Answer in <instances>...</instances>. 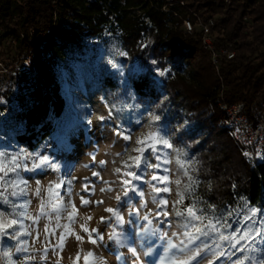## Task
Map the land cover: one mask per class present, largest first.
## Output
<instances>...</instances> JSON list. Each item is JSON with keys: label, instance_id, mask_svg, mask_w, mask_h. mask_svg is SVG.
Returning a JSON list of instances; mask_svg holds the SVG:
<instances>
[{"label": "rangeland", "instance_id": "rangeland-1", "mask_svg": "<svg viewBox=\"0 0 264 264\" xmlns=\"http://www.w3.org/2000/svg\"><path fill=\"white\" fill-rule=\"evenodd\" d=\"M180 28L183 30V26ZM209 38L213 43L210 35ZM83 44L82 52L59 60L67 112L57 119L55 131L35 149L17 143L13 131L4 130L15 107L16 77L8 72L0 56V153L4 154L0 158V176L4 177L0 192L5 194L0 197V249L13 253L11 264H138L136 256L148 264H160L161 258L165 264L186 260L187 256H180L179 252L173 256L172 250L166 248L169 237L179 243L188 239L183 233L195 232L194 228L183 227L189 218V207L195 215L202 214L197 209L195 180L190 173L194 157L189 143L177 138L179 129L189 126L190 121L182 110L164 101L167 96L157 103L141 102L132 87V81L149 66L156 85L162 82V69L150 50L153 34L148 32L143 44L146 51L141 56L131 57L119 32L112 28L100 36L85 38ZM156 116L159 121L154 119ZM161 133L172 148L160 143ZM125 136L129 139L125 140ZM152 148L159 150L160 160L150 156ZM37 154L57 167L45 164L34 168V164H39ZM145 156H149L147 165ZM136 157L141 158L139 166ZM13 163L24 166L18 175L7 171ZM129 171L141 179L128 176ZM154 175L156 180H152ZM20 188L24 189L22 198L10 195ZM5 200L6 205L2 203ZM20 205L24 206L23 215H19ZM109 208L114 211H107ZM229 212L233 215L229 216ZM117 213L123 221L120 224L116 223ZM203 215L215 224L212 212L205 211ZM219 217L227 221L230 218L233 228L247 223L230 208ZM207 223L208 220L196 222L200 227ZM232 230L219 228L224 235ZM113 232L125 247L121 248L116 239H109ZM243 234L238 233L230 242L219 241L215 236L207 242L223 245L220 252L231 254L229 243L237 244ZM251 239L255 237L239 241V250L245 249ZM256 243L264 247L259 239ZM16 245L27 252L17 254ZM148 247L154 251L143 257L142 252ZM130 248L137 249L135 256ZM90 252L92 255L88 256ZM217 259L219 264H225L227 257L209 254L199 264H215ZM0 264H5L2 258Z\"/></svg>", "mask_w": 264, "mask_h": 264}, {"label": "trees", "instance_id": "trees-1", "mask_svg": "<svg viewBox=\"0 0 264 264\" xmlns=\"http://www.w3.org/2000/svg\"><path fill=\"white\" fill-rule=\"evenodd\" d=\"M165 0H0V56L15 75L14 111L5 131L16 142L35 149L56 129L67 112L59 60L82 52L84 39L107 28L120 34L132 56H141L149 31L152 55L162 69L156 85L152 67L132 81L138 100L157 103L167 96L190 121L177 138L189 143L194 157L190 173L201 212L213 217L230 208L241 213L246 200L264 207V160L250 159L219 125L229 104L242 102L250 123L264 120V0H187L185 6ZM165 6V8H163ZM196 16L208 23L216 51H234L230 59L203 47ZM183 18L193 30H182ZM8 60V61H7ZM19 63V64H18ZM111 78L107 80L108 83ZM206 209V210H205ZM211 214V213H210ZM228 222L232 225V220Z\"/></svg>", "mask_w": 264, "mask_h": 264}, {"label": "snow or ice", "instance_id": "snow-or-ice-1", "mask_svg": "<svg viewBox=\"0 0 264 264\" xmlns=\"http://www.w3.org/2000/svg\"><path fill=\"white\" fill-rule=\"evenodd\" d=\"M155 120L159 121L160 117L156 116L154 117ZM125 140L129 139L128 136L124 137ZM160 143L164 146H167L168 148H172V144L169 142L168 139L164 138V134H160ZM158 149L152 148L150 149V156L154 157L156 160H160L161 157L158 154ZM4 156L3 153H0V158ZM36 159L39 160V164H34V168H39L41 165L47 164L49 168H56L57 165L54 163H51L47 157L41 156L39 154L36 155ZM16 158L13 157V161H15ZM140 157L135 158V163L137 166L140 164ZM149 156L144 157V163L145 165L148 164ZM21 167H24L18 163H13L10 168H8V172H16V174H19V169ZM153 167L159 168L160 165H153ZM0 171H3V167L0 166ZM119 171V169H117ZM7 173H5L6 175ZM128 176L134 177L136 180H140L141 177L137 175L135 172L129 171ZM4 177L0 176V180H3ZM157 177L154 175L152 176V180H156ZM9 184H12V181L8 182ZM21 183L23 184L24 181L21 180ZM126 184L131 183L130 181H125ZM179 183V181H177ZM13 187H17L16 185H13ZM59 187V185H57ZM187 187V186H186ZM156 191H160L159 188L156 189ZM165 192L168 191L167 188L164 189ZM24 193V189L20 188L18 191H12L10 193L11 196H15L18 198H22V195ZM5 194L3 192H0V197H3ZM125 195H127V192H125ZM119 200L120 197H117ZM5 205L8 203L7 200L3 201ZM16 207V205H13ZM21 208V213L19 215H23V205L19 206ZM206 210V209H205ZM107 211L113 212L114 210L109 208ZM189 218L186 219L185 224L183 227L185 229L188 228H194V233H188L185 232L183 235L187 236V241L181 240L179 243L173 242L172 238H168L167 243V250H172V255L175 256L177 252H179L180 256H187L188 259L186 260H176L175 264H189V261L194 260L196 264H199L200 259H206L207 255L211 254L214 257L224 258L227 257L225 264H264V247H261L260 244L256 243V240L259 239L261 241V244H264V207L257 208V207H251L249 206L248 202L245 200L242 205V211L240 215L243 217V220L246 221L242 228H233V225L227 221L224 217H217L215 224L206 216L203 215V212L201 215H195L193 212V208L189 207L187 209ZM179 215V213H178ZM229 216L233 215V212L228 213ZM203 220H208V223L204 225L203 227L197 226L196 222ZM122 219L119 216V213H117L116 223L120 224L122 223ZM237 223H240L238 220ZM22 226V225H21ZM219 226V227H217ZM231 228L233 229L232 232L229 235H224L219 232V228ZM141 231H144V227L142 226ZM196 233H199V235H196ZM238 233H244L243 235H240L237 241V244H231L229 243V247L232 249V253L229 254L228 252H220V247L223 245H217L213 243L212 245L208 244V240L213 239V237H217L219 241L224 242H230L233 240V238L237 237ZM167 235V234H165ZM173 236H176L177 233H173ZM206 238V239H202ZM252 237H255V239H251V242L248 244V246L243 249L239 250L238 243L239 241L248 240ZM109 239H116L117 243L121 248L125 247V243L123 240L119 239L116 236V233L113 232L112 235L109 237ZM126 240V237L124 238ZM203 245V247H201ZM15 251L17 254L27 252L26 248H23L19 245L14 246ZM215 249V251H213ZM154 249L152 247H148L147 250L142 252L143 257H149L150 254H152ZM129 252L132 253L134 256L136 255L137 249L136 248H130ZM239 252V255L237 256L236 253ZM191 254V255H189ZM92 253H88V256H91ZM13 253L8 250L0 249V258H2L5 261V264H11L12 262ZM240 257H243L241 259ZM19 256H17V259ZM87 258V257H86ZM136 260L138 261V264H148V262L141 260L139 256H136ZM154 264V262H153ZM160 264H165V261L163 258L160 259ZM211 264V262H210ZM215 264H219V260L217 259L215 261Z\"/></svg>", "mask_w": 264, "mask_h": 264}, {"label": "built area", "instance_id": "built-area-1", "mask_svg": "<svg viewBox=\"0 0 264 264\" xmlns=\"http://www.w3.org/2000/svg\"><path fill=\"white\" fill-rule=\"evenodd\" d=\"M165 1L167 4L178 3L181 6H185L187 3V0ZM208 23H212V19H209L205 23L196 16L195 24L201 32L204 48L210 51L212 61L215 67L218 68L217 57L219 55H226L230 59L234 56V51L228 48H223L220 51L214 49L213 43L209 38ZM182 26L185 31L191 32L194 25L190 19L183 18ZM219 105L226 116L225 121L220 122V125L230 131L232 138L239 145L242 152L250 159L264 160V120L259 119L253 124L248 122L245 115V106L242 102L229 104L221 97Z\"/></svg>", "mask_w": 264, "mask_h": 264}, {"label": "bare ground", "instance_id": "bare-ground-1", "mask_svg": "<svg viewBox=\"0 0 264 264\" xmlns=\"http://www.w3.org/2000/svg\"><path fill=\"white\" fill-rule=\"evenodd\" d=\"M61 198V197H60ZM60 198H58L56 201H58Z\"/></svg>", "mask_w": 264, "mask_h": 264}]
</instances>
